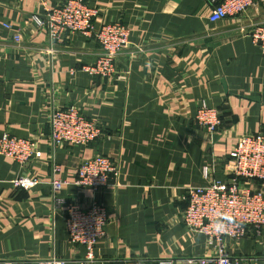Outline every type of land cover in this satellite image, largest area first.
Segmentation results:
<instances>
[{
  "label": "crops",
  "instance_id": "0c3cea01",
  "mask_svg": "<svg viewBox=\"0 0 264 264\" xmlns=\"http://www.w3.org/2000/svg\"><path fill=\"white\" fill-rule=\"evenodd\" d=\"M63 1L0 0V135L32 138L41 152L24 165L0 155V264L51 256L67 264H184L211 254L206 237L182 221L185 196L207 180L231 181L227 162L238 137L264 134V55L248 35L264 25V12L250 8L213 23V0H84L98 9L97 23L130 29L116 72L102 77L82 69L99 53L94 38L66 33L50 46L32 21L42 2ZM202 103L220 113L213 133L195 122ZM71 105L103 133L87 146L53 147L48 113ZM97 154L118 164L119 174L95 196L74 178ZM20 176L38 183L13 187ZM53 179L66 184L54 192ZM95 197L106 207L107 237L88 261L86 249L68 240L64 208ZM225 242L237 264H264V229Z\"/></svg>",
  "mask_w": 264,
  "mask_h": 264
},
{
  "label": "built area",
  "instance_id": "2783aa9c",
  "mask_svg": "<svg viewBox=\"0 0 264 264\" xmlns=\"http://www.w3.org/2000/svg\"><path fill=\"white\" fill-rule=\"evenodd\" d=\"M209 20L213 23L227 17H240L250 8L264 12V0H213ZM42 12L33 13L32 21L47 31L50 46L58 43L67 33L94 38L99 45L95 62L82 69L91 75L112 76L116 72V59L129 45L130 29L121 21L97 23L99 11L84 0H64L48 7L42 2ZM11 29L10 24H4ZM252 42L264 55V25L254 24L248 33ZM13 40L19 44L22 36L13 32ZM51 51V48H49ZM49 133L47 141L53 147L65 144L87 146L95 142L103 130L94 118L85 117L77 106L52 108L48 113ZM195 122L208 132H214L221 124L216 108L202 103L196 110ZM0 155L24 165L41 156L32 138H20L10 133L0 135ZM227 167L231 181L207 180L202 185L190 187L186 192V207L182 211L185 226L203 234L212 253L199 258L183 260L184 264H237L226 249V239L239 240L249 234L260 236L264 229V134L245 133L238 137ZM54 171L61 166L55 164ZM119 174L118 164L108 156L94 155L84 159L75 170L74 184L91 190L95 196ZM207 177V170H205ZM38 183L36 179L20 176L11 181L15 188L29 189ZM65 181L53 179L51 186L58 192ZM64 222L70 243L86 249V260H93V249L107 237L108 218L105 205L94 198L84 207L68 203L64 208ZM36 264H67L55 256L40 259Z\"/></svg>",
  "mask_w": 264,
  "mask_h": 264
}]
</instances>
